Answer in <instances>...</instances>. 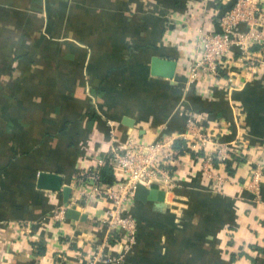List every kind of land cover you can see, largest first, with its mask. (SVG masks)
I'll return each mask as SVG.
<instances>
[{
	"label": "crops",
	"instance_id": "0c3cea01",
	"mask_svg": "<svg viewBox=\"0 0 264 264\" xmlns=\"http://www.w3.org/2000/svg\"><path fill=\"white\" fill-rule=\"evenodd\" d=\"M235 1L0 0V264H108L92 250L112 205L100 189L117 180L112 144L178 137L189 112L201 159L182 152L151 186L163 199L134 201L121 264H264V64L243 70L233 48L222 76L188 75ZM155 58L175 61L174 76ZM207 151L227 155L206 163ZM42 172L64 178L84 219L57 217L65 195L39 187Z\"/></svg>",
	"mask_w": 264,
	"mask_h": 264
},
{
	"label": "built area",
	"instance_id": "2783aa9c",
	"mask_svg": "<svg viewBox=\"0 0 264 264\" xmlns=\"http://www.w3.org/2000/svg\"><path fill=\"white\" fill-rule=\"evenodd\" d=\"M217 23L219 30L204 31L200 35L196 55L188 67L189 78L195 81L222 76L228 67L226 59H233V48L237 49L236 65L243 70L258 71L264 64V0H236L232 7L217 15ZM240 27L245 30L242 32ZM228 80L231 82L232 77ZM187 115L186 130L178 137L168 135L144 142L131 134L125 141L112 144L110 160L117 181L111 187L100 189L112 205L107 217L101 220L106 235L103 242L92 250L94 260L121 264L133 251L139 228V221L131 210L136 200V186L140 182L152 186L159 179L171 177L181 155L177 140L183 141V147L187 149L185 153L192 155L193 152L197 159H201L198 151L201 144L194 141L202 135L201 127L197 125L199 121L194 113ZM109 123L113 125L112 121ZM205 141L207 139L203 136L202 146ZM207 153L204 156L206 163H212L215 158L223 160L227 155L224 151L216 152L217 157L215 152ZM94 178L93 174L81 183L90 186ZM84 194L88 196L89 193L85 191ZM73 206L76 205L72 201L66 202L57 217H65L66 211Z\"/></svg>",
	"mask_w": 264,
	"mask_h": 264
},
{
	"label": "water",
	"instance_id": "95a60500",
	"mask_svg": "<svg viewBox=\"0 0 264 264\" xmlns=\"http://www.w3.org/2000/svg\"><path fill=\"white\" fill-rule=\"evenodd\" d=\"M155 67H159L160 65L168 66L162 73L165 76L173 77V70L176 67L175 61H163L159 58L154 59ZM39 187L44 189H50L54 191H63L65 195L66 202H68L71 197L72 189L68 185H64V178L58 173H48L42 172L39 177ZM164 192H159L157 189H153L151 186H148L144 182H140L136 186L135 197L138 200L147 201L149 199H159L162 200ZM68 217L72 219H84L86 216L81 215L80 211L77 210L76 206H73L67 211Z\"/></svg>",
	"mask_w": 264,
	"mask_h": 264
},
{
	"label": "trees",
	"instance_id": "16d2710c",
	"mask_svg": "<svg viewBox=\"0 0 264 264\" xmlns=\"http://www.w3.org/2000/svg\"><path fill=\"white\" fill-rule=\"evenodd\" d=\"M177 146L180 148V150H181V152L180 153H184L185 152V150H187V149H185L184 147H183V141H178V143H177ZM200 154V153H199ZM107 178H108V181L110 182V183H115L117 180L115 179V178H113V177H111V176H107Z\"/></svg>",
	"mask_w": 264,
	"mask_h": 264
}]
</instances>
